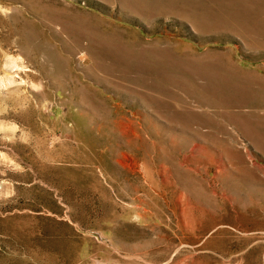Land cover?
Returning <instances> with one entry per match:
<instances>
[{
	"label": "rangeland",
	"instance_id": "1",
	"mask_svg": "<svg viewBox=\"0 0 264 264\" xmlns=\"http://www.w3.org/2000/svg\"><path fill=\"white\" fill-rule=\"evenodd\" d=\"M0 264H264V0H0Z\"/></svg>",
	"mask_w": 264,
	"mask_h": 264
},
{
	"label": "bare ground",
	"instance_id": "2",
	"mask_svg": "<svg viewBox=\"0 0 264 264\" xmlns=\"http://www.w3.org/2000/svg\"><path fill=\"white\" fill-rule=\"evenodd\" d=\"M232 72V71H231ZM225 84V83H224ZM225 90V89H224ZM227 98V97H226ZM231 102V101H230ZM204 106V105H203ZM213 109H215V108H213ZM243 109V108H242ZM241 109V110H242ZM235 110V109H234ZM246 110V109H245ZM239 111V110H238ZM260 112V111H259ZM251 121V120H250ZM242 123H244V122H242ZM248 123V122H247ZM235 124V123H234ZM244 124H246V122L244 123ZM241 125V124H240ZM256 135V134H255Z\"/></svg>",
	"mask_w": 264,
	"mask_h": 264
}]
</instances>
